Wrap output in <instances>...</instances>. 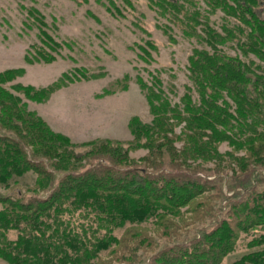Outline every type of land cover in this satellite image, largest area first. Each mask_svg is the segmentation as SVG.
<instances>
[{
  "label": "trees",
  "instance_id": "1",
  "mask_svg": "<svg viewBox=\"0 0 264 264\" xmlns=\"http://www.w3.org/2000/svg\"><path fill=\"white\" fill-rule=\"evenodd\" d=\"M202 1L209 13L224 14L221 31L197 8L189 9L197 7V0H148L166 18L159 27L169 40H174L175 26L211 50L193 47L187 59L196 101L187 90L179 103L172 104L158 77H153L152 85L138 79L152 119L144 123L137 116L130 118L131 139L72 143L0 85V185L8 186L14 176L29 170L36 174L34 187L27 188L32 195L0 193V264H219L234 250L241 233L264 227V76L255 71L259 65L254 68L252 61L218 48L235 41L243 54L251 52L264 60V10L260 11L264 0ZM28 12L37 15L48 45L59 47L44 29L39 12L34 8ZM146 44L149 55L147 48L154 45ZM41 56L44 61L54 59ZM26 61L33 60L26 56ZM23 71H1L0 84ZM80 72L85 75L84 69ZM63 83L62 77L39 89L20 84L15 88L26 98L43 101ZM110 92L113 89L103 93ZM222 141L247 153L222 154L218 150ZM137 148L147 151L134 159L129 152ZM224 154L241 174L229 180V195L219 180L222 171L212 174L209 168L187 162L219 160ZM46 190V195H39ZM215 198L227 200L222 218L189 240L171 239L187 224L203 222ZM73 215L82 221L72 224ZM124 227L118 237L115 230ZM12 231L14 237L9 236ZM151 231L168 244L157 246ZM246 245L249 250L232 264H264V233ZM144 252L147 260L140 259Z\"/></svg>",
  "mask_w": 264,
  "mask_h": 264
},
{
  "label": "rangeland",
  "instance_id": "2",
  "mask_svg": "<svg viewBox=\"0 0 264 264\" xmlns=\"http://www.w3.org/2000/svg\"><path fill=\"white\" fill-rule=\"evenodd\" d=\"M111 1L114 6L110 4ZM197 1V7L194 5L189 9L197 8L208 16L213 28L221 31V25L225 21L224 14L220 10L209 13L204 2ZM130 2L132 5L126 0H0V72L11 68L24 69L22 74L0 85L19 96L27 110L35 112L50 129L64 134L72 143L95 138L128 140L132 138L128 128L130 118L137 116L142 122L149 123L152 114L146 92L140 88L138 79L152 85L153 77H158L172 104L179 103L180 97L187 90L196 101L197 93L189 78L187 59L193 47L211 50L210 46L200 38L184 36L175 26L172 27L174 40H169L159 27L167 23L166 18L150 7L148 0ZM263 7L262 5L260 8L261 12ZM30 8L36 9L42 16L44 29L54 41L61 44L59 47L53 49L48 45L45 35L39 31L40 24L35 20L37 15L28 12ZM196 28L200 32L201 25ZM146 41H151L154 45V49L147 48L149 55L146 54ZM218 48L244 62L252 61L254 68L259 65L255 71L264 76V60L251 52L243 54L235 41L218 45ZM41 54L52 55L54 59L44 61ZM26 56L33 61H26ZM82 69L85 71L84 76L80 72ZM62 77L64 85L43 101L26 98L15 88V85L20 84L39 89ZM107 89H113V92L103 93ZM179 130V127L175 128L176 132ZM180 144L179 141L175 143L177 147ZM76 150L80 151L82 148ZM218 150L222 154L232 152L236 156L247 153L245 149L234 150L227 141H222ZM146 151L144 148H137L129 152V155L139 159ZM187 162L209 168L212 174L222 171L219 180L223 192L226 195L231 193L228 182L230 180L231 183V177L239 174V170L228 155L224 154L219 160L197 159ZM59 176L60 174L56 175L57 178ZM214 177L216 175H211V178ZM35 179L36 174L29 170L21 176H14L8 186L0 185V193L15 195L20 191L24 196H30L32 193L27 188L34 187ZM48 192L41 191L39 195H46ZM226 203L224 198L211 200L209 204L212 205V212L203 222L187 224L176 230L178 237L174 235L171 239L174 238L175 242L189 240L200 228H211L224 216L227 211ZM69 219L72 224L82 221L77 215ZM124 230L125 227L116 229L115 234L120 237ZM262 233L264 227L260 225L241 233L234 250L219 264H232L249 250L247 241ZM149 234L157 246L168 244L167 240L155 232L151 231ZM9 236L14 237L15 232L12 231ZM173 241L169 244L174 243ZM141 257L139 258L146 259V252ZM1 262L3 261L0 260Z\"/></svg>",
  "mask_w": 264,
  "mask_h": 264
}]
</instances>
